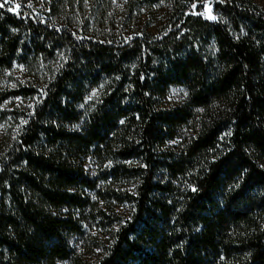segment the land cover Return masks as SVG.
<instances>
[{
    "label": "trees",
    "instance_id": "16d2710c",
    "mask_svg": "<svg viewBox=\"0 0 264 264\" xmlns=\"http://www.w3.org/2000/svg\"><path fill=\"white\" fill-rule=\"evenodd\" d=\"M152 2L169 6L165 25L124 37L58 22L59 4L51 14L0 8V75L65 55L0 165V264L74 258L70 237L88 207L113 235L95 262L79 264H264V11L251 0ZM100 86L98 103L79 113ZM171 86L187 100L161 109ZM88 157L104 168L102 189L84 172Z\"/></svg>",
    "mask_w": 264,
    "mask_h": 264
},
{
    "label": "rangeland",
    "instance_id": "374dc122",
    "mask_svg": "<svg viewBox=\"0 0 264 264\" xmlns=\"http://www.w3.org/2000/svg\"><path fill=\"white\" fill-rule=\"evenodd\" d=\"M10 0L5 6L12 10L28 9L34 14L50 13L49 8L58 5L60 15L59 21H66L67 26L85 34L119 35L158 33L165 25L166 13L169 6L166 3L159 4L152 0H74L73 4H65L62 0ZM264 11V0H251ZM4 2V0H3ZM155 4V5H154ZM55 8V7H54ZM203 13L219 17V12L213 9L212 3L203 5ZM55 13L52 14L54 16ZM58 16V15H57ZM54 57H46L39 60V68L31 70L23 64H14L10 69L3 71L0 75V165L12 149L13 144L19 138L24 126L28 123L40 100L45 95V88L55 75L57 70L65 61L64 53L55 52ZM20 87L32 90L29 95H11L10 92ZM103 86L91 87L84 100L77 105V111L85 114L101 99ZM96 93L93 96V93ZM91 97V99H89ZM187 100V94L183 87L171 86L166 95L158 100L161 109H171L183 105ZM26 121V123H22ZM83 120L74 125H68L70 129H79ZM189 126L181 131V135L169 142L168 147H176L184 141ZM85 174L91 179H98L97 188L104 187L100 177L103 167L99 166L93 158L88 157L83 163ZM85 195L91 202L97 203L99 207L109 212L106 206H114L115 211L124 218L129 207L126 204L115 206L107 205L98 198L96 190L85 189ZM77 220L81 225L79 234L70 237V245L74 251V258L57 261L55 264H79L95 262L103 254L106 247L112 241V228H105L96 220H93L91 208L78 214ZM116 227H114L115 229Z\"/></svg>",
    "mask_w": 264,
    "mask_h": 264
},
{
    "label": "snow or ice",
    "instance_id": "6c2138e0",
    "mask_svg": "<svg viewBox=\"0 0 264 264\" xmlns=\"http://www.w3.org/2000/svg\"><path fill=\"white\" fill-rule=\"evenodd\" d=\"M7 3H10V0H4L3 3H0V8H3V7L5 6V4H7ZM206 18H208V19H216V17L211 16V15H208ZM92 95L95 96L96 93L94 92ZM89 99H91V97H89ZM22 123H26V121H24V122H22ZM122 123H123V122H122Z\"/></svg>",
    "mask_w": 264,
    "mask_h": 264
}]
</instances>
